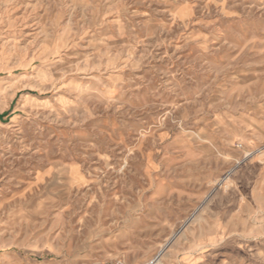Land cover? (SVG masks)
<instances>
[{
    "label": "rangeland",
    "instance_id": "rangeland-1",
    "mask_svg": "<svg viewBox=\"0 0 264 264\" xmlns=\"http://www.w3.org/2000/svg\"><path fill=\"white\" fill-rule=\"evenodd\" d=\"M0 264H264V0H0Z\"/></svg>",
    "mask_w": 264,
    "mask_h": 264
}]
</instances>
